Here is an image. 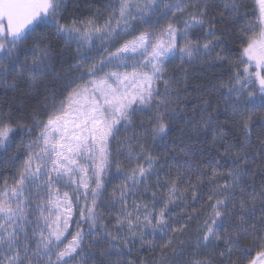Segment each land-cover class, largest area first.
Listing matches in <instances>:
<instances>
[{
  "label": "snow or ice",
  "instance_id": "1",
  "mask_svg": "<svg viewBox=\"0 0 264 264\" xmlns=\"http://www.w3.org/2000/svg\"><path fill=\"white\" fill-rule=\"evenodd\" d=\"M254 3L257 23L244 0H106L89 13L80 0H0V88L47 92L31 125L0 106V149L15 129L30 137L20 168L0 177V264H264V0ZM177 58L181 78L166 75ZM197 61L229 74L207 77L181 115L177 85L187 91L184 65ZM113 151L129 165L115 160L119 191L104 200ZM61 183L84 201L74 233ZM145 248L153 260L139 258Z\"/></svg>",
  "mask_w": 264,
  "mask_h": 264
},
{
  "label": "trees",
  "instance_id": "2",
  "mask_svg": "<svg viewBox=\"0 0 264 264\" xmlns=\"http://www.w3.org/2000/svg\"><path fill=\"white\" fill-rule=\"evenodd\" d=\"M106 0H80L81 5L91 4L92 7H85L84 11L85 13H89L95 10L96 7L104 5ZM213 3L219 4L220 0H212ZM244 2L248 5V7L245 9V11L248 13L249 20L253 23H257V17H258V11H256V15H253V12L256 10V6L254 3V0H244ZM222 8V5H221ZM215 11V10H214ZM219 18V17H217ZM228 23H231V21H228ZM182 27V25H180ZM238 28L239 25H237L234 29L231 30V35L235 37L238 34ZM251 35V33H249ZM190 38H199L201 42L203 41L204 37L200 34L199 29H194L190 33ZM99 44V41L96 42ZM229 48L233 49V52L235 54L236 50L240 49L241 41L239 40H231L226 41ZM30 47V45L28 46ZM75 45H72L68 52H65L66 57V63L71 61V55L74 53ZM59 50V48H58ZM23 58V57H22ZM180 64V60L177 58L175 60H170L167 63V73L166 75H172L176 76L177 78H181L178 76V65ZM59 67V65H57ZM184 67L188 70L189 76H188V83H187V91H183L184 85L178 84L177 87L180 88L181 91V99L179 101V105H173V107H176L178 113L181 115H193L192 113V107L194 105H198L201 102V95L196 91V88L198 85H202L206 82L207 77L215 78L217 75H223V78L226 80L228 76L226 65L221 72L220 70H213L202 67L201 62L197 61L194 63H185ZM253 71V69L251 68ZM255 72V71H254ZM43 83L47 86L48 89L52 87L51 83L48 80H44ZM39 91H30L26 85L21 83L20 87L16 91L12 90H6L4 88H0V106L3 107L5 111L10 110L11 116H12V123L15 124L17 121H19L21 124H32V115L34 112H41L42 114V108H41V102L43 101L44 96L47 94L46 88L41 87L39 84L36 86ZM214 99H218L220 97L219 91L213 92ZM203 99H208L207 96H204ZM198 115V114H197ZM46 118V117H43ZM143 119L145 121V124H147V114L142 113L139 114L136 119L135 123L139 125L140 120ZM257 122L259 121V116L256 118ZM183 121H180L176 127L182 126ZM227 127H231V125H226ZM256 130L258 131V123L256 125ZM34 134V133H33ZM121 134H127L131 135V133H124L123 129L121 130ZM175 135L174 132L169 133V136ZM30 137L29 135L25 134L23 129H15L14 133L11 137V146L7 148V151H4L3 149H0V177H9L11 178L16 171L20 168L23 161L27 158V143L29 141ZM113 149H115L116 144L113 142L111 145ZM119 159L120 166L123 169H127L129 165V161L124 159L123 153L117 154L115 151H113L112 160L114 161L112 164V167L108 170L107 175L104 177L105 179V187H106V193L105 196L102 198L104 200L111 199V195L113 192V189H116V191H119V185L121 183V179L119 178L121 176L120 173L117 172V165L115 163L116 159ZM189 197L188 200V211H191L192 203H191V197L190 193L187 194ZM144 200L151 201L152 197L150 195H147L143 198ZM195 207L199 210L201 208V204L199 202L196 203ZM118 210V207L113 209L109 208L104 213V223L108 224L109 227H111L110 221H114L115 219V212ZM174 213L179 215H184V213L181 211V208L176 207L171 209ZM109 213H111V217L109 216ZM189 224V228L186 230V234L184 236H180V233L176 234H170L174 236H180L181 239L187 240L188 236L194 232L196 228V221H187ZM168 237H165L164 239H167ZM159 239V237H158ZM247 243V242H243ZM159 249H157V252ZM254 254V253H253ZM139 258H147L148 260H153L154 257L152 255H149L148 249L145 248L141 254H139ZM158 259V257H155Z\"/></svg>",
  "mask_w": 264,
  "mask_h": 264
},
{
  "label": "rangeland",
  "instance_id": "3",
  "mask_svg": "<svg viewBox=\"0 0 264 264\" xmlns=\"http://www.w3.org/2000/svg\"><path fill=\"white\" fill-rule=\"evenodd\" d=\"M127 39H131L132 36L131 35H128L126 37ZM120 42H123L122 40ZM118 42V43H120ZM118 43L115 44V45H111V50H115V47L118 46ZM93 56L99 58L101 53L99 52H93L92 53ZM129 64H131V61H129ZM252 69H253V72L254 71H258L259 69H257L255 66H254V62H253V66H252ZM115 70H119L121 72H124L125 69L124 68H119V69H116V67L114 65H110L108 67L105 68V71H115ZM128 71H131V67H129L127 69ZM57 187L59 188L60 190V193H61V196L63 195L64 192H68L69 193V196L72 198V218H73V222L70 224V227H69V232L71 233H74L76 231V224H75V220L79 219V208L80 207H83V204H84V201H83V198H81V200L79 202H77L75 200V194H74V185L73 186H65L63 183H61L60 185H57ZM81 192H83V189H80ZM34 219V218H33ZM85 230H86V226H85ZM67 235V240H71V235ZM67 241H65L66 243Z\"/></svg>",
  "mask_w": 264,
  "mask_h": 264
}]
</instances>
